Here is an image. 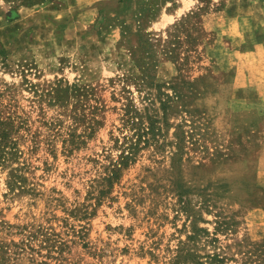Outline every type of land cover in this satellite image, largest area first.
I'll list each match as a JSON object with an SVG mask.
<instances>
[{
    "label": "rangeland",
    "instance_id": "rangeland-1",
    "mask_svg": "<svg viewBox=\"0 0 264 264\" xmlns=\"http://www.w3.org/2000/svg\"><path fill=\"white\" fill-rule=\"evenodd\" d=\"M183 1L0 0V264H264V0Z\"/></svg>",
    "mask_w": 264,
    "mask_h": 264
},
{
    "label": "trees",
    "instance_id": "trees-1",
    "mask_svg": "<svg viewBox=\"0 0 264 264\" xmlns=\"http://www.w3.org/2000/svg\"><path fill=\"white\" fill-rule=\"evenodd\" d=\"M167 105L168 102L166 100H161L164 120L167 117ZM123 120V127L130 130V132L124 133L123 151L120 155L121 163L126 164L128 160L134 159L136 153L143 144H149L153 139L157 140L156 143L159 142L157 131L163 130V127L158 124V120L149 112L142 111L134 106H129L126 109ZM10 124V120H3L0 118V166L4 165L9 157L15 154L14 145L10 139L9 128H7ZM114 171L116 172V169H114ZM0 258L3 260L4 256L0 254ZM187 258H192L194 260L193 262L196 264H200L201 262L199 260V255L192 249L178 253L175 257V261L178 263L181 262L182 259Z\"/></svg>",
    "mask_w": 264,
    "mask_h": 264
},
{
    "label": "crops",
    "instance_id": "crops-1",
    "mask_svg": "<svg viewBox=\"0 0 264 264\" xmlns=\"http://www.w3.org/2000/svg\"><path fill=\"white\" fill-rule=\"evenodd\" d=\"M187 1V2H186ZM186 1H183V3H181V12L184 13L185 10H188L191 8V4H194V0L192 1H189V0H186Z\"/></svg>",
    "mask_w": 264,
    "mask_h": 264
}]
</instances>
